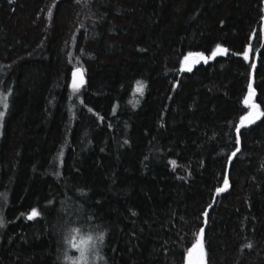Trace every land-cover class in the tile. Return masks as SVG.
Masks as SVG:
<instances>
[{
	"label": "trees",
	"instance_id": "1",
	"mask_svg": "<svg viewBox=\"0 0 264 264\" xmlns=\"http://www.w3.org/2000/svg\"><path fill=\"white\" fill-rule=\"evenodd\" d=\"M263 7L0 0V264H264Z\"/></svg>",
	"mask_w": 264,
	"mask_h": 264
},
{
	"label": "snow or ice",
	"instance_id": "2",
	"mask_svg": "<svg viewBox=\"0 0 264 264\" xmlns=\"http://www.w3.org/2000/svg\"><path fill=\"white\" fill-rule=\"evenodd\" d=\"M49 15H51V11L49 12ZM217 49L220 50V51H224V50L220 49L219 45L217 46ZM216 54L217 53L214 51L213 52V56H215ZM189 55H191V54H189ZM245 57L247 58V53H245ZM74 75H75V73H74ZM137 83L139 85L140 82H137ZM78 87H79L78 84H75V83L73 84V88L74 89H77ZM250 87H251V85H250ZM141 90H142V86L137 88V91H141ZM0 103H3L4 107L6 108L7 107V96H0ZM3 115H4V113L0 112V117H2ZM232 155L235 156L236 153L234 152ZM172 163L174 164L175 162L173 161ZM224 185H225V187L216 189L217 193H220V192H223V191L226 190V188L228 186L227 177H225ZM2 195L3 194H0V196H2ZM209 207H211V205ZM206 214L207 213L205 212V215ZM37 215H38V212L36 211V209H33L31 214L28 216V219H33ZM2 223H3L2 220H0V226H2ZM72 231L75 232V231H77V229H72ZM203 231H204V229L201 228L200 232L203 233ZM104 236H105V234L103 232H101L98 235V239L100 241H103L104 240ZM74 241H76V237L75 236H72L70 239L66 238V242L70 245V247L72 249H75L76 251L79 252V256H69L66 253L65 257H64L65 260L70 261L71 264H80V261H85V264H86V256H85V248H84V246L88 245L89 242H91L90 246L94 248L95 247V241L93 240V237L91 235H89L86 239L81 238L78 242H74ZM199 247H201V241L198 239L197 243L194 244L192 248L188 249L189 258H191L193 251L195 249L199 248ZM100 259L102 260L103 257H100ZM188 264H192L191 259H189Z\"/></svg>",
	"mask_w": 264,
	"mask_h": 264
},
{
	"label": "rangeland",
	"instance_id": "3",
	"mask_svg": "<svg viewBox=\"0 0 264 264\" xmlns=\"http://www.w3.org/2000/svg\"><path fill=\"white\" fill-rule=\"evenodd\" d=\"M263 11H264V7H263ZM191 55H194V54H191ZM244 55H245V53H244ZM189 56H190L189 54H186L182 58V60L180 62V68L181 69H184V70L188 69L194 63L193 62L190 64H186L185 60ZM196 56L198 57L199 55H196ZM74 73H75V75H74ZM74 83L78 84L79 86L83 83V74H82V71L80 69H72L70 71L69 84H70L71 88H73ZM0 96H5V95L0 93ZM3 110H4V104L0 103V112H3ZM0 121H1V117H0ZM72 236L76 237V241H74V242H78L81 238L86 239L88 237V235H85V234L81 235L80 233H75V234L69 235L68 238L70 239ZM93 240L95 241V247L94 248L90 246L91 242H89L88 245L84 246L85 256H86V264H99L100 263V259H98L97 254H96V251H98V247L96 248V240H98V236L93 237ZM67 247H68L67 255L79 256V252L76 251L75 249H72L68 243H67ZM64 261L66 262V264H71V262L65 260V258H64ZM80 264H85V261H80ZM196 264H204V257H203V250L202 249H201L200 254L197 258Z\"/></svg>",
	"mask_w": 264,
	"mask_h": 264
},
{
	"label": "water",
	"instance_id": "4",
	"mask_svg": "<svg viewBox=\"0 0 264 264\" xmlns=\"http://www.w3.org/2000/svg\"><path fill=\"white\" fill-rule=\"evenodd\" d=\"M220 49H222V50H224V51H220V50H218L217 48H215V49L212 51L211 55H213V52H214V51H215L217 54H219V53L222 54V53L225 52V48H220ZM206 58H207V57H206L205 55L198 56V57H197L196 55H190L189 57L186 58L185 62H186V64H190V63L194 62L195 60H202V61H205ZM200 241H201V240H200ZM195 244H196V243H195ZM192 247H193V246H192ZM192 247H191V248H192ZM201 249H202V244H201V247H199V248H197V249H195V250L193 251L191 258H189V254H188V252H187L186 257H185V262H184V264H188L189 259H191L192 264H196V261H197V258H198V256H199V254H200Z\"/></svg>",
	"mask_w": 264,
	"mask_h": 264
}]
</instances>
